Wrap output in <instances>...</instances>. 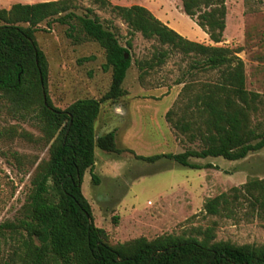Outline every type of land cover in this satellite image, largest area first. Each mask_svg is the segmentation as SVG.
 Returning <instances> with one entry per match:
<instances>
[{
    "label": "trees",
    "instance_id": "obj_1",
    "mask_svg": "<svg viewBox=\"0 0 264 264\" xmlns=\"http://www.w3.org/2000/svg\"><path fill=\"white\" fill-rule=\"evenodd\" d=\"M109 9L127 27L121 46L115 33L95 16H77L73 0L14 4L0 10V96L21 111H31L49 144L48 159L39 163L30 182L22 219L0 225V236L18 238L14 264H264V244L237 246L215 241L214 227L198 229L195 236L161 235L137 238L111 246L103 229L95 227L91 207L81 193L86 171L92 170L94 148L107 154L124 152L114 132L99 137L95 123L101 108L108 109L127 96L122 85L131 66L128 49L135 34L155 41L151 59L139 65L151 70L162 66L170 52L192 58L191 70L214 72L215 81L184 84L165 121L174 132L196 148L182 153L141 158L155 162L168 159L179 166L202 170L217 167L190 163V159L222 158L234 162L264 149V97L245 87L244 65L227 48L189 41L158 20L142 6H113L107 0H88ZM182 13L213 44L223 40L225 0H180ZM88 14H92L88 11ZM76 20L81 32L104 52L102 71L111 73L108 91L100 99H80L59 110L47 93L48 62L35 41L39 26L51 22L68 26ZM166 47V48H163ZM86 57L81 62L93 61ZM264 114V113H263ZM125 152H130L126 150ZM94 185L98 179L91 176ZM207 217L234 219L238 214L264 222V178H249L202 206Z\"/></svg>",
    "mask_w": 264,
    "mask_h": 264
},
{
    "label": "rangeland",
    "instance_id": "obj_2",
    "mask_svg": "<svg viewBox=\"0 0 264 264\" xmlns=\"http://www.w3.org/2000/svg\"><path fill=\"white\" fill-rule=\"evenodd\" d=\"M43 1L47 0H0V10L17 3ZM107 1L113 6L150 8L155 17L183 38L231 50L244 65L246 90L264 97V0H225V30L219 44L211 43L182 13L180 0ZM72 4L75 15L97 17L125 46L127 27L109 9L88 0H73ZM71 25L74 31L70 32L68 26L54 22L46 26L44 22L35 34L37 46L48 62L47 93L59 110L80 99H100L111 82L110 71H102L103 50L86 38L76 20ZM158 48L155 41L135 34L128 49L131 66L122 85L127 96L110 110L101 108L95 123L98 137L113 131L118 149L130 152L116 155L94 148V166L91 172L84 173L81 183L93 224L105 231L111 246L137 238L152 240L164 234L190 237L208 227H214L215 241L263 245L264 222L242 214L234 219L207 217L202 206L207 199L239 187L249 178L263 179L264 149L234 162L222 158L190 159L192 164L217 167L202 170L188 169L163 158L150 163L135 157L151 158L196 148L171 129L165 114L184 86L177 83L198 86L218 77L214 72L191 70L192 58L174 51L162 66L149 70L143 65L139 69ZM90 56L93 61L80 63ZM263 113L253 123L261 122ZM33 115L0 96V225L22 219L34 171L48 159L49 144ZM91 176L98 179L97 185ZM17 246V237L10 238L8 233L0 236V264H14Z\"/></svg>",
    "mask_w": 264,
    "mask_h": 264
},
{
    "label": "crops",
    "instance_id": "obj_3",
    "mask_svg": "<svg viewBox=\"0 0 264 264\" xmlns=\"http://www.w3.org/2000/svg\"><path fill=\"white\" fill-rule=\"evenodd\" d=\"M54 1H55V0H54ZM43 2H48V0H47V1H43ZM22 4H32V3H26V2H25V3H22ZM123 7H127V6H123ZM147 10H151V9L148 8ZM156 18H158V20H160L159 17L156 16ZM169 28H170V27H169ZM170 29H172V28H170ZM109 110H110V108H109ZM96 122H97V121H96ZM94 130H95V127H94ZM95 134H96V133H95ZM98 135H99V134H98ZM98 135L96 134V137H98Z\"/></svg>",
    "mask_w": 264,
    "mask_h": 264
}]
</instances>
